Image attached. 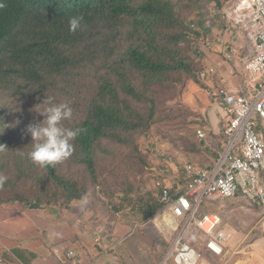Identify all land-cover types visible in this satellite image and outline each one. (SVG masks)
Returning <instances> with one entry per match:
<instances>
[{"label": "trees", "instance_id": "obj_1", "mask_svg": "<svg viewBox=\"0 0 264 264\" xmlns=\"http://www.w3.org/2000/svg\"><path fill=\"white\" fill-rule=\"evenodd\" d=\"M214 1L221 11L229 2ZM0 4V145L6 146L0 150V174L7 177L0 186V204L20 202L29 210L69 208L90 194L88 175L92 184L97 183V151L103 141L127 144L128 134L148 131L157 123V94L172 83L168 75L184 73L210 89L198 80L200 71L191 68L180 48L193 41L189 26L195 21L188 26L187 15L172 0H0ZM77 15L83 16L82 28L72 33L68 19ZM198 26L204 28V22ZM213 28L203 29L209 39ZM47 96L53 103L70 104L73 115L63 121L64 127L84 131L73 141L69 158L41 167L28 156L32 137L24 124L43 121L35 112L43 107L35 108ZM17 120L23 124L20 129L5 126ZM224 129L219 135L209 132L221 140L215 160L224 147ZM23 136L30 140L22 142ZM199 140L195 149L205 147ZM205 150L209 152L208 147ZM72 166L83 168L87 177L65 171ZM164 187L158 183V198H147L139 209L144 221L164 208L160 201ZM175 188H169L174 197L184 193V187ZM111 208L115 213L123 210Z\"/></svg>", "mask_w": 264, "mask_h": 264}, {"label": "rangeland", "instance_id": "obj_2", "mask_svg": "<svg viewBox=\"0 0 264 264\" xmlns=\"http://www.w3.org/2000/svg\"><path fill=\"white\" fill-rule=\"evenodd\" d=\"M185 15L187 24L193 19L196 28L191 24V43L181 44L183 56L187 59L191 68L196 71L205 70L207 67H215L217 75L213 77L214 83H221L220 77L231 76L232 83L243 85V67L245 58L249 53V42L244 33H234L233 36L241 38V50L235 51V56L229 62L228 56L235 49V40L228 33V28L222 19L221 8L214 0H172ZM203 15H198L199 13ZM204 22V28L214 27L212 39L210 34L198 26ZM195 33H200L196 36ZM229 35V36H228ZM212 44L211 48L205 47L207 40ZM232 41V42H231ZM234 41V42H233ZM170 81L163 89L158 90L157 100L158 121L148 131H140L128 134L129 143L120 144L115 141H103L97 151V183L92 184L88 175L91 191L87 196L88 203L81 204L75 201L69 208L61 206H44L43 213L46 217H52L57 221V227L46 234H37L30 229V237H36L43 250L52 254L54 247L61 246L63 262L56 258V250L53 252L55 264H164L169 243L173 233L165 235L156 227L159 224V213L151 218L152 223L146 225L139 209L143 207L146 199L158 198V183L167 187H176L180 190L184 187V167L192 163L197 166H207L214 161L215 150H218L220 138L209 135V118L217 110V118L224 120L226 114L223 108L214 104L209 96V90L198 82L189 80L188 75H168ZM166 77V78H168ZM230 80V79H229ZM169 81V82H170ZM168 83V82H167ZM209 87L212 82L207 83ZM165 86V85H164ZM169 86L171 89H168ZM143 108H141L142 110ZM39 121H35L38 123ZM27 123V122H26ZM24 125H28V124ZM18 125L21 124V121ZM15 126L16 130L21 127ZM222 129L224 124H221ZM23 127V126H22ZM203 129L206 133L204 148L195 149L194 145L199 140L197 130ZM216 135L220 131L215 129ZM29 138L31 135L29 134ZM30 139L23 136L26 143ZM208 147V150L205 148ZM65 171H72L76 178L87 177L85 170L78 166H72ZM65 173V172H64ZM207 202V201H205ZM111 206L122 207L120 213L111 210ZM14 211L17 215L14 216ZM203 213H219L222 224L218 229H226L234 234V238H244L247 241L256 239L264 234V201H248L239 192L235 199H213L201 208ZM41 212V211H40ZM29 214L31 211L20 202L12 204H0V219H6L8 225H13L12 220L30 227L29 221L18 215ZM23 218V219H22ZM166 221V219H163ZM63 223V225H61ZM63 227H61V226ZM61 235L55 240L58 230ZM64 232V233H63ZM53 236L48 238L47 236ZM111 237L110 245L107 244ZM185 237L189 244L203 247L208 237L196 228L185 231ZM30 239V238H29ZM77 239V240H75ZM110 239V238H109ZM235 239V241H236ZM7 241H2L5 243ZM63 242L61 245H59ZM102 242V243H101ZM10 243V241H8ZM33 243V242H32ZM101 243V245H99ZM117 244L113 247V244ZM99 246H103V253ZM112 248V249H110ZM202 249V248H201ZM73 250L75 258H66L65 253ZM91 250L96 257L88 255ZM4 251V249H0ZM6 251V250H5ZM59 251V250H58ZM107 251V252H106ZM86 253V255H84ZM82 254L83 257L81 263ZM206 259L208 260V253ZM49 255V253H48ZM89 257V258H87ZM40 262V261H38ZM212 263V261H210ZM0 264H9L0 253ZM167 264H173L172 261Z\"/></svg>", "mask_w": 264, "mask_h": 264}, {"label": "built area", "instance_id": "obj_3", "mask_svg": "<svg viewBox=\"0 0 264 264\" xmlns=\"http://www.w3.org/2000/svg\"><path fill=\"white\" fill-rule=\"evenodd\" d=\"M221 15L228 32L244 33L248 39L249 55L244 62L248 80L245 92L237 93L214 83L215 67L197 74L200 82H212L209 96L226 114L225 142L209 167L185 165L188 180L182 195L174 197L168 187L162 189L161 215L166 219H162V230L174 237L164 264H211L205 252L214 258L225 256L234 234L218 229L222 217L219 213H203L204 204L213 199H235L239 192L248 201H264V0H229ZM191 27L196 28L195 24ZM204 45L212 46L208 40ZM197 135L201 140L207 136L203 129H198ZM190 228L208 237L204 250L187 242L185 231ZM67 257L76 255L71 251Z\"/></svg>", "mask_w": 264, "mask_h": 264}, {"label": "crops", "instance_id": "obj_4", "mask_svg": "<svg viewBox=\"0 0 264 264\" xmlns=\"http://www.w3.org/2000/svg\"><path fill=\"white\" fill-rule=\"evenodd\" d=\"M228 33L231 34V32H228ZM233 35L234 34H231V38L233 40H235V46L236 47H235V49H233L232 55L228 56V58H227L229 60V62H231V63L233 62L232 59L235 57V56H233V54L235 53V51L239 53V51L241 50V46H242L241 42H240L241 38L233 36ZM247 52L249 53L248 49H247ZM242 70H243V76H244L242 86L236 82L232 83V77L231 76L224 78V80L220 77L221 83L224 84V86L228 87L229 89H231L237 93L245 92L246 83H247L248 79H247L246 72L244 71V67ZM216 75H217V70H216ZM210 85L212 86V84H210ZM214 108H215V111L213 112V114L209 118V124H210L209 130L211 129L210 131L216 132L215 129H218V131L221 132V129H222L221 124H224V126L226 127V120L225 119L222 120L220 118H217L216 117L217 110H216V107H214ZM213 163H214V161H212L211 164L204 166V167H209ZM198 167H201V166H198ZM204 167H202V168H204ZM162 210L159 212V217L156 220V223H157V221H159V224H156V227L162 233L169 236L168 233H165L162 230L163 225H165V223H163V221H162V219L164 217V215H161ZM30 211H31V213L29 214V217L27 214L21 215L19 213L20 215H18V216H23L24 219L29 221L30 227L27 228L25 226V229L22 228V225L25 223L19 222L17 219L12 220V222H14L12 226L7 224L6 219H4V218L0 219V249H2V248L4 249L3 252L0 251L1 255L4 258H6V262L9 264H55V260H54L55 256H53L52 254H53L54 250H56L55 253H56L57 260L64 263L63 258L61 256V254H62V252H61L62 249H60V248H62L61 246L51 248V249H53L52 254L48 251V253H49V255H48L47 251H45V249L43 250V247L38 243L37 238L36 237L35 238L30 237V234L27 233L32 228L31 230L35 231L37 234L44 235L48 231H53L55 229V227L59 226L56 223L57 221H55L52 217H46V214L43 213V210H30ZM16 213H18V212L14 211L13 215L16 216L17 215ZM145 223H146V225L149 223H152V220L150 219V220L146 221ZM61 225H63V223ZM63 226H61V227H63ZM60 235H61V232L58 230L57 237L55 238L56 241L60 240V239H65L64 237L57 239ZM47 237L51 238V239L53 238L52 235L51 236L49 235ZM109 238H108V241H106L108 245H110V242H112L111 237H109ZM235 239L236 238H234L232 243H230L229 250L227 251L225 256H223L222 258H214L211 255L208 256V260L212 261L211 264H264V234H261L256 239H253L250 242L244 238H240V239L237 238L236 241H235ZM75 240H77V239H75ZM2 241H7V242L2 243ZM8 241H10V243H8ZM62 243L63 242H61L59 245H61ZM101 243L99 245H101ZM116 245H117L116 243L113 244V247H116ZM99 247H100L99 248L100 252L103 253V250H104V249H102L103 246H99ZM201 248H202V250L205 249L204 246ZM110 249H112V248H110ZM71 251L74 252L73 250H69L68 252H71ZM67 253H65V256H66V258L70 259L69 257H67ZM205 253H207V252H205ZM84 255H86V253ZM84 255L83 254H82V256L78 255V256H80L79 258L82 257L80 260L81 263L83 261V257L84 258L86 257ZM88 255H90L91 257H96V255L91 250H89ZM87 258H89V257H87ZM38 261H40V262H38ZM65 264H67V263H65ZM84 264H92V263H85L84 262Z\"/></svg>", "mask_w": 264, "mask_h": 264}, {"label": "clouds", "instance_id": "obj_5", "mask_svg": "<svg viewBox=\"0 0 264 264\" xmlns=\"http://www.w3.org/2000/svg\"><path fill=\"white\" fill-rule=\"evenodd\" d=\"M0 7H3L0 4ZM83 16H72L68 19L69 31L75 33L82 28ZM43 107L42 111H35L44 117L42 122L29 123L24 130L32 137L31 151L29 158L34 164L41 167L55 165L69 158L74 151L73 141L84 131L81 128H67L63 126V121L70 120L73 110L69 103H53L52 99H47L35 109ZM20 123L16 121L15 125H5L6 127H15ZM6 146L0 145V150ZM7 177L0 174V186L6 182ZM87 195L81 198V204H87Z\"/></svg>", "mask_w": 264, "mask_h": 264}]
</instances>
